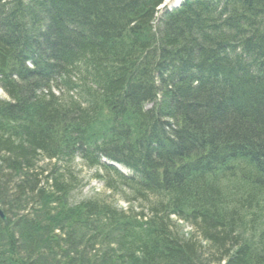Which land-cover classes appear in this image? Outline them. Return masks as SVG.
Instances as JSON below:
<instances>
[{"label":"trees","instance_id":"16d2710c","mask_svg":"<svg viewBox=\"0 0 264 264\" xmlns=\"http://www.w3.org/2000/svg\"><path fill=\"white\" fill-rule=\"evenodd\" d=\"M44 1L0 0V264H264V3L227 0L234 13L207 17L184 0L157 19L164 0ZM225 23L253 34L243 50L254 61L260 48L257 78L215 52L208 32ZM149 25L194 53L160 51L171 65L155 80L137 69L155 62L156 36L139 38ZM197 55L211 78L183 81L192 61L208 68ZM77 160L145 208L74 202Z\"/></svg>","mask_w":264,"mask_h":264},{"label":"bare ground","instance_id":"6f19581e","mask_svg":"<svg viewBox=\"0 0 264 264\" xmlns=\"http://www.w3.org/2000/svg\"><path fill=\"white\" fill-rule=\"evenodd\" d=\"M170 1L171 0H164L161 3L159 8H157L155 10L156 17H157V15L160 17L162 14H164L163 13L164 9H165L166 5ZM210 1L211 0H193V2H192L193 6L192 7H193L194 11L199 12V13H203V15H205L207 17H211L210 13L212 11H210V10H214V9H211V8H215V10L213 11L214 13L217 14L219 12V14L221 16H224L225 8L221 9V7L222 6L226 7L227 5H232V4L237 3V1H230L228 4H225V2L227 0H221V2H218V0H212L210 5H209L208 2H210ZM255 1H256L257 4L259 3L257 0H255ZM255 1L253 3L254 7H255ZM44 2H46V3L48 2L49 5L51 3H53L52 0H45ZM261 2L264 3V0H261ZM171 6H173V8L175 10H179V8L181 7V5L178 3V0H174V2L171 3ZM207 6L210 8V10L208 9ZM229 7H231V6H229ZM259 8H261L263 10L264 6L263 7H259ZM233 10H236V7H234L232 5L230 13H234L235 11L233 12ZM157 19H158V17H157ZM243 19H244L243 21L245 23L249 21L248 17H246V16ZM128 26H129V24H126V28ZM237 28H238V26H237ZM218 29L219 30H217V29L216 30H209L208 33L211 34V35H207V34L206 35L209 36V37L214 38L215 40H219V41H221L223 43V44H221V46L218 47V49L216 48L217 51H215L220 56L223 55V57L221 56L222 58H220V59H228L231 62L233 68L235 70H237V71H239V70L241 71L240 68L242 67L243 71L240 72V74L243 75V76H247V78H248V79L246 78L247 82L250 80L251 77L257 78L258 73L256 72V66H257V64H259V62H262L261 61L262 53L260 52V48H256V50H254V52L252 54H251V52L249 53L252 56V58H254V61L251 60V57L249 55L246 56L245 53H244V50H243L244 43L245 42L249 43V41H251V39L253 37V34H251V33H243L241 36H239L237 38L236 25L235 24L234 25H230V24L225 23V24L220 25V27H218ZM253 30H255V28ZM130 33H131V31H130ZM130 33H128V32L125 33L124 32L123 35L119 37L120 41L125 42L129 37L131 38ZM204 33H205V31H204ZM222 33H223L224 37L222 36ZM154 35L156 36L155 43H154L153 46L148 47V48H152L151 50H153L152 54L154 56L153 59L155 60V62L154 63L153 62L148 63V59H143V58L140 57L142 60H138V64H137L138 71H140V70H148L150 72V76L152 77L153 80H155L157 77L163 76V73L157 72V70H158L157 67L158 66H160V65H165V66L171 65L170 63H168V62H166L165 60L162 59V57L160 55V51H163V52H176L177 54H184V55L187 56V58H191L193 56V54H194L192 52L193 48L191 46L180 47V43H181V41L183 39H182V37H180L178 35H177L178 38L176 37L174 41L166 42L164 44L163 40H164L165 35L156 34V31L154 30L153 25H149L147 28L142 29L141 34L139 35V38H142V37L143 38H151V36H154ZM187 37L190 38V42H195V39H192V38H194V36L192 34H189ZM256 38L258 39V36H256ZM187 41H188V39H187ZM223 45H225V46L223 47ZM221 47L224 48V49H222ZM178 48H180L179 52L176 51ZM132 50H133L132 52L134 53V55H133L134 61H136L137 60V56H138L137 47H134V49H132ZM184 55H182V56H184ZM195 59L202 60L207 65L208 68H203L202 64H200V63L196 64L195 61L194 62L192 61L191 62L192 64L189 67L186 68V70L184 71V74L182 73L181 76L184 77L185 75H187L191 69H196V71L194 72L193 75L186 76V79L179 77L183 81L187 80V79H190V78L193 79V78H196V77H198L199 81H204L206 79H209V77L211 78L213 72H212L211 67H210L212 65L209 66L210 61H206L205 60L206 58L201 57V55L195 56ZM202 61H198V62H202ZM245 61H247V62H245ZM161 63H163V64H161ZM62 67L65 68L64 65H62ZM219 74H222V72L219 73ZM198 80H194L193 83L197 84V82H199ZM183 87L186 88L187 87L186 84H184ZM117 102H121L120 99H118ZM149 104H148V102L146 100L142 99L141 102H140L141 111L142 112L143 111H147V109L151 108L150 107L151 105H149ZM156 114H157V116H159V120H160L161 119L160 112H157ZM166 120H167V118H166ZM140 122L141 121L138 119L136 121V124H138ZM161 122L162 123L160 125V128H158L160 133L166 130V126H165L164 121L162 120ZM182 123H183V121H180V124H182ZM146 127H147V125H146ZM173 128L175 129L176 126H174ZM182 128L184 129L185 127H182ZM127 143H129V142L127 141ZM192 149H194V148H192ZM199 149L202 152L204 151L203 147H200ZM191 150L189 152H191ZM193 152H195V150Z\"/></svg>","mask_w":264,"mask_h":264},{"label":"rangeland","instance_id":"374dc122","mask_svg":"<svg viewBox=\"0 0 264 264\" xmlns=\"http://www.w3.org/2000/svg\"><path fill=\"white\" fill-rule=\"evenodd\" d=\"M184 1V0H183ZM179 4H182V0H178ZM169 6V5H168ZM0 98L6 99V94L0 90ZM47 163V162H46ZM76 165V172H78V175H75L76 178L79 179L80 183L79 189H76L74 193L72 194V198L74 202H81L82 200L90 199V198H105L108 199L116 204V206L122 208V209H128L129 207H133L135 211H142L143 208H145V204H127L122 197L118 194L111 195L110 192H108L105 187L103 186L102 182H99L98 180L94 179L95 175V169H89L88 167L83 166L82 164H79L78 162L75 163ZM145 213H147V210H145ZM175 219V218H174ZM176 220V219H175ZM179 223H182L179 221ZM185 230L187 232L191 231V229L188 226H185Z\"/></svg>","mask_w":264,"mask_h":264},{"label":"water","instance_id":"95a60500","mask_svg":"<svg viewBox=\"0 0 264 264\" xmlns=\"http://www.w3.org/2000/svg\"><path fill=\"white\" fill-rule=\"evenodd\" d=\"M0 217H1V219H3L4 222H7V218L4 215V213L1 211V209H0Z\"/></svg>","mask_w":264,"mask_h":264}]
</instances>
